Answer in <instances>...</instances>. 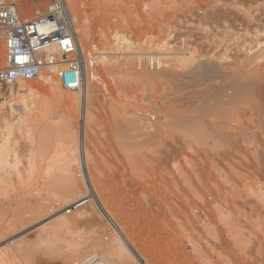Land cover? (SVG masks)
Here are the masks:
<instances>
[{
    "label": "rangeland",
    "instance_id": "1",
    "mask_svg": "<svg viewBox=\"0 0 264 264\" xmlns=\"http://www.w3.org/2000/svg\"><path fill=\"white\" fill-rule=\"evenodd\" d=\"M17 1L26 17L59 5ZM66 3L86 99L53 79L0 85V264L93 251L118 264H264V0ZM211 61L221 73L200 88L189 72ZM244 61L249 84L229 85Z\"/></svg>",
    "mask_w": 264,
    "mask_h": 264
},
{
    "label": "built area",
    "instance_id": "2",
    "mask_svg": "<svg viewBox=\"0 0 264 264\" xmlns=\"http://www.w3.org/2000/svg\"><path fill=\"white\" fill-rule=\"evenodd\" d=\"M152 65L159 64L153 60ZM83 63L77 34L60 6L23 15L17 0H0V85L56 80L64 89L82 88ZM74 264H118L93 251Z\"/></svg>",
    "mask_w": 264,
    "mask_h": 264
},
{
    "label": "bare ground",
    "instance_id": "3",
    "mask_svg": "<svg viewBox=\"0 0 264 264\" xmlns=\"http://www.w3.org/2000/svg\"><path fill=\"white\" fill-rule=\"evenodd\" d=\"M237 1V0H236ZM58 2H59V5L58 6H60V7H62V9L64 10V12L66 13V15H67V18H68V20L72 23V25H73V27H74V29H75V32H76V34H77V41H78V52H79V54H80V58L82 59V63H83V68H82V88H81V91H82V99H83V101H84V97L85 96H83L84 95V89H85V84L87 83V69H86V61H85V57H84V51H83V46H82V40H81V37H80V35H79V33H78V30H77V27H76V23H75V21H76V19H74L73 18V15H72V13H71V10H70V8L68 7V5H67V3H66V0H58ZM237 5L238 4H236V7H237ZM57 5H53V6H51V7H53V8H55ZM232 6V5H231ZM242 7V6H241ZM231 9V8H230ZM242 9L244 10L245 8H243L242 7ZM240 10V9H239ZM238 11V10H237ZM245 12H244V14H246L247 13V15L248 16H251L250 15V13H249V10H244ZM253 13V12H252ZM243 15V14H242ZM244 18V17H243ZM240 20V19H239ZM243 24V23H242ZM261 49H263V48H261ZM258 50V49H257ZM252 52V51H251ZM262 51L260 50V53L258 54V55H261L262 53H261ZM253 53V52H252ZM258 53V52H257ZM253 54H255L256 55V53H253ZM253 54H251L252 56H253ZM254 55V56H255ZM248 56V55H247ZM250 56V55H249ZM248 56V57H249ZM253 56V57H254ZM247 57V60L245 59V61H248L249 60V58L251 57H249L248 58ZM259 57V56H258ZM255 58H257V57H255ZM252 59H254V58H252ZM257 60V59H256ZM243 61V60H242ZM244 61V63L246 64V67H244V65H242V66H239V67H242L239 71H233L232 73L230 72V71H228L229 72V74H227V73H225V74H227V75H225V74H220L221 76H224L225 75V78L227 77L229 80H230V84L229 85H232L233 83H235V82H238V81H240L239 79H244V78H247V81H248V84H249V77H250V75H248V72H249V70H250V65H247V62H245ZM194 62V61H193ZM252 61H250V63H251ZM258 62V61H257ZM209 63V62H208ZM214 63V66L216 65L215 64V62H213ZM217 63V62H216ZM255 63H256V61H255ZM193 64V63H192ZM212 64V61H211V63H210V65ZM191 65V64H190ZM254 65V64H253ZM208 67H209V65H207ZM213 65H211V68L212 69H210L209 70V68H207L206 67V65H205V67H203V66H199V67H196L195 69H192V72H189V73H193V77H192V79H193V81H194V84L195 85H198V84H200V88H203V86H205L207 83H210V80L212 79V81H214V79H216V78H214L213 76H215L216 74H217V77H218V74L219 73H221V72H219V73H216V74H212V71H214L215 70V68H216V66H215V68H213L214 67ZM239 67H238V69H239ZM247 67H249V68H247ZM189 68V67H188ZM218 68H220V67H218ZM187 69V68H186ZM186 69H184V70H186ZM221 69V68H220ZM249 69V70H248ZM193 70H195V71H193ZM248 70V71H247ZM219 71H222V70H219ZM186 72V71H185ZM200 72V73H199ZM217 72H218V69H217ZM222 72H225V71H222ZM182 73V72H181ZM213 73H215V71L213 72ZM250 74H251V76H252V73H251V70H250V72H249ZM182 75V74H181ZM248 76V77H247ZM189 77V76H188ZM191 77V76H190ZM214 79H213V78ZM216 77V76H215ZM220 77V76H219ZM221 78V80L223 79L222 77H220ZM224 78V79H225ZM179 79V78H178ZM191 78L190 79H188V80H190V83H193L191 80H192ZM183 80V79H182ZM187 80V81H188ZM178 81V80H177ZM185 81V80H184ZM219 81V80H218ZM182 82V81H181ZM203 82V83H202ZM219 82H221V81H219ZM222 82H225V80H223ZM241 82H242V80H241ZM241 82H240V84H241ZM187 83V82H186ZM189 83V84H190ZM197 83V84H196ZM178 83L176 82V85H177ZM188 84V85H189ZM223 84V83H222ZM225 84V83H224ZM244 84H246L247 85V83H245V82H243V86L245 87L246 85H244ZM180 84H178V86H179ZM191 85V84H190ZM193 86V85H192ZM224 86V85H223ZM206 87V86H205ZM219 88H222V87H220V86H218ZM218 87H216V88H218ZM227 87V86H226ZM225 87V88H226ZM19 88V87H18ZM175 88V87H174ZM213 88H214V86H213ZM229 88H230V86H229ZM205 89V88H204ZM203 89V90H204ZM222 89H224V88H222ZM240 89L241 88H237V89H233L234 91L232 92L233 94H237V93H239V91H240ZM35 90V89H34ZM37 90V89H36ZM35 90V91H36ZM215 90V89H214ZM189 91V90H188ZM210 91V90H209ZM38 92V91H37ZM211 92V91H210ZM221 92H223V91H221ZM236 92V93H235ZM17 93V92H16ZM15 93V94H16ZM172 93H174V92H172ZM208 93V91L206 92V94ZM230 93V92H229ZM36 94V93H35ZM34 94V95H35ZM182 94V93H181ZM189 94V93H188ZM195 94H197L196 92H195ZM194 94V95H195ZM203 94V93H202ZM228 94V93H227ZM30 95V94H29ZM177 95V94H176ZM198 95V94H197ZM200 95H201V93H200ZM205 95V94H204ZM210 95H211V93H210ZM169 96V95H168ZM174 96V95H173ZM181 96V95H180ZM203 96V95H202ZM225 96V95H224ZM224 96H222V97H224ZM184 97V96H183ZM187 97V96H186ZM193 97V96H192ZM204 97V96H203ZM206 97V96H205ZM210 97H212V96H210ZM245 97V96H244ZM68 98V97H67ZM71 98V100H72V97H70ZM198 98V97H197ZM214 98V97H213ZM229 98H231V97H229ZM85 99H86V97H85ZM183 99V98H182ZM190 99V98H189ZM202 99V98H201ZM208 99V98H207ZM222 99H224V98H222ZM65 100H67V99H65ZM75 99H73V101H74ZM77 100H78V103H79V98L78 99H76V101H74V102H77ZM180 100V99H179ZM178 99H177V101H179ZM197 100V99H196ZM206 100V99H205ZM212 100V99H211ZM210 100V101H211ZM226 100V99H225ZM229 100V99H228ZM69 101V100H68ZM192 101H193V99H192ZM194 101H195V99H194ZM201 101V100H200ZM200 101H197V103L198 102H200ZM215 101H217V100H215ZM223 101V100H222ZM66 102V101H65ZM71 102V101H70ZM202 102V101H201ZM204 103H205V101H203ZM229 102V101H228ZM68 103V102H67ZM81 103V102H80ZM188 103V102H187ZM203 103V104H204ZM207 103V102H206ZM210 103L211 102H209V105H210ZM224 103V102H223ZM230 103V102H229ZM193 104H195V103H193ZM199 104V103H198ZM185 105H186V103H185ZM201 105V104H200ZM218 105H220V104H218ZM227 105H229V104H227ZM244 105V104H243ZM178 106V105H177ZM213 106V105H212ZM215 106H217L216 104H215ZM230 106H232V103H230ZM71 107V106H70ZM179 107V106H178ZM201 108H202V106H200ZM221 109H222V112H223V109H224V107H222V105L221 106H219ZM233 107H234V105H233ZM160 108H161V106H160ZM175 108V107H174ZM183 108V107H182ZM198 108H199V106H198ZM203 108H205V105H204V107ZM226 108H228V106H226ZM167 109V108H166ZM165 109V110H166ZM219 109V108H218ZM233 109V108H232ZM169 110V109H168ZM167 110V111H168ZM197 110V109H196ZM210 110V109H209ZM228 110H230V108L228 109ZM236 111H237V109H235ZM155 111V110H154ZM171 111V110H170ZM174 111V110H173ZM198 111H201V109L200 110H198ZM211 111V110H210ZM219 111V110H218ZM232 111V110H231ZM163 112V111H162ZM161 112V110H160V114L162 113ZM172 112V111H171ZM195 112H197V111H195ZM217 112V111H216ZM222 112H220V113H222ZM238 112V111H237ZM173 113V112H172ZM203 113V112H202ZM201 113V114H202ZM206 113H208V112H206ZM227 113V112H226ZM235 113V112H234ZM164 114V113H163ZM200 113H199V115H201ZM218 114V113H217ZM169 115V114H168ZM173 115V114H172ZM171 115V116H172ZM197 115V114H196ZM204 115H205V113H204ZM219 115V114H218ZM218 115H216V116H218ZM224 115H226V114H224ZM231 115V114H230ZM211 116V115H210ZM221 116H223L222 114H221ZM215 117V116H214ZM213 117V119H215ZM219 117V116H218ZM224 117V116H223ZM230 117V116H229ZM228 117V118H229ZM146 118V117H145ZM168 118V117H167ZM169 118H170V116H169ZM194 118V117H193ZM192 118V119H193ZM197 118V117H196ZM220 118V117H219ZM224 118H226V117H224ZM147 119H148V117H147ZM155 119V118H154ZM153 119V120H154ZM160 119V118H159ZM198 119H200V118H198ZM212 119V120H213ZM221 119V118H220ZM230 119V118H229ZM196 120V119H195ZM170 121V120H169ZM199 121V120H198ZM146 122V121H145ZM153 122V121H152ZM140 123H142V122H140ZM161 123V122H160ZM163 123V122H162ZM165 123V122H164ZM216 123V122H215ZM214 123V124H215ZM142 124H144V123H142ZM152 124V123H151ZM154 124H156V123H153V125ZM158 124V123H157ZM200 124V123H199ZM213 124V123H212ZM213 124V125H214ZM140 125V124H139ZM163 125V124H162ZM165 125V124H164ZM167 125V124H166ZM152 126V125H151ZM146 127V126H145ZM149 127V126H148ZM147 127V128H148ZM153 127V126H152ZM151 127V128H152ZM156 127V126H155ZM158 127V126H157ZM163 127V126H162ZM170 128H171V126H169ZM169 128V129H170ZM163 129V128H162ZM166 129V128H165ZM172 129V128H171ZM146 130V129H145ZM148 131H149V129H148ZM155 131V133H156V130H154ZM161 131V130H160ZM136 132H138V131H136ZM146 132H147V130H146ZM150 132V131H149ZM139 133V132H138ZM140 133H144L143 132V130H142V132H140ZM151 133H153V132H151ZM155 133H153V134H155ZM163 133H164V131H163ZM148 133H146V135H147ZM160 134V133H159ZM141 135V134H140ZM149 135H150V133H149ZM156 135V134H155ZM167 135V134H166ZM136 136H137V134H136ZM152 137H153V135H151ZM159 136V135H158ZM158 136H157V138H158ZM148 137H150V136H148ZM160 137V136H159ZM167 137V136H166ZM151 138V137H150ZM156 138V139H157ZM172 139H173V137H172ZM153 140V139H152ZM146 141V140H145ZM155 141V140H154ZM142 142H143V140H142ZM148 142V141H147ZM150 142V141H149ZM145 143V142H144ZM168 143V142H167ZM136 144H138V143H136ZM140 144V143H139ZM151 145V144H150ZM140 146H143V144L142 145H140ZM145 146V145H144ZM169 146V145H168ZM135 147V146H134ZM138 148H141V147H138ZM169 153V152H168ZM5 159V158H4ZM137 159V158H136ZM2 161H5V160H2ZM8 162V161H7ZM4 163V162H3ZM95 191V188L93 187V188H89L88 190H87V192L83 195V197L81 198V199H79L77 202H75L74 203V207H78V206H80V205H83V204H85V202H84V200L85 199H89V197L93 194V192ZM105 211H108V208H105ZM113 222V221H112ZM126 244V243H125ZM114 245V244H113ZM112 245V246H113ZM117 246V245H116ZM122 246V245H121ZM126 246V245H125ZM120 247V246H119ZM116 248V247H115ZM118 249V248H117ZM122 250H124V247L122 246V248H121ZM116 250V249H115ZM119 251H120V248L118 249ZM118 251V252H119ZM131 251V250H130ZM117 252V253H118ZM133 253V252H132ZM139 260V259H138ZM0 263H2V262H0Z\"/></svg>",
    "mask_w": 264,
    "mask_h": 264
},
{
    "label": "water",
    "instance_id": "4",
    "mask_svg": "<svg viewBox=\"0 0 264 264\" xmlns=\"http://www.w3.org/2000/svg\"><path fill=\"white\" fill-rule=\"evenodd\" d=\"M82 139H83V134H82Z\"/></svg>",
    "mask_w": 264,
    "mask_h": 264
}]
</instances>
